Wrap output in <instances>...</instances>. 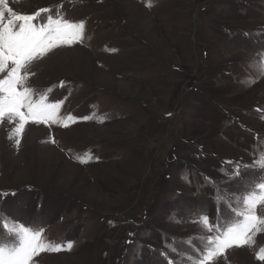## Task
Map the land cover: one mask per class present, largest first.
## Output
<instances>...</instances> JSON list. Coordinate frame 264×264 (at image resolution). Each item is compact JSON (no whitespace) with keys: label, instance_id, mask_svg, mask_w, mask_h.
I'll list each match as a JSON object with an SVG mask.
<instances>
[{"label":"rangeland","instance_id":"374dc122","mask_svg":"<svg viewBox=\"0 0 264 264\" xmlns=\"http://www.w3.org/2000/svg\"><path fill=\"white\" fill-rule=\"evenodd\" d=\"M6 5L84 28L22 70L58 122L0 121V246L7 222L60 247L30 264H199L264 195V0ZM250 237L211 264H264V225Z\"/></svg>","mask_w":264,"mask_h":264},{"label":"snow or ice","instance_id":"6c2138e0","mask_svg":"<svg viewBox=\"0 0 264 264\" xmlns=\"http://www.w3.org/2000/svg\"><path fill=\"white\" fill-rule=\"evenodd\" d=\"M2 9H7L6 0H0V74H4L0 78V121L5 117L9 121L16 120L17 134L23 132L30 120L35 123H57L60 105L45 103L46 98L43 96L39 100L33 99V93L25 87L26 76L22 70L32 60L45 56L52 49L79 41L84 25L49 18L48 24L40 27L33 23L40 12L35 15H18L11 9H7L9 18L5 23V11ZM259 187L264 190V184ZM257 203H264V195L245 199L246 210L236 213L242 217V222L228 227L220 235L209 237L208 244L214 247L202 255L199 264H211L227 248L240 247L250 242V233L259 225H264V219L255 213ZM202 220L204 226L211 231L209 217L203 216ZM3 226L16 236L17 243L11 247L0 246V264H30L33 257L41 251L60 250V247H49L41 240V229L16 223L9 227L7 222ZM259 258L264 260V254Z\"/></svg>","mask_w":264,"mask_h":264},{"label":"trees","instance_id":"16d2710c","mask_svg":"<svg viewBox=\"0 0 264 264\" xmlns=\"http://www.w3.org/2000/svg\"><path fill=\"white\" fill-rule=\"evenodd\" d=\"M203 157H204V156H203ZM188 165H189V164H188ZM188 169H191L190 165H189V168H188ZM192 171H195V172L198 174V169H196V170H193V169H192ZM226 205H229V203H226ZM229 208H230V206H229ZM229 208H228V209H229ZM226 209H227V208H226Z\"/></svg>","mask_w":264,"mask_h":264}]
</instances>
